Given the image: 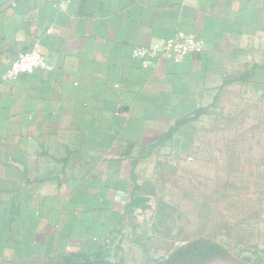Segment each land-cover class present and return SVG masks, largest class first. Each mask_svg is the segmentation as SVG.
<instances>
[{
  "label": "crops",
  "instance_id": "0c3cea01",
  "mask_svg": "<svg viewBox=\"0 0 264 264\" xmlns=\"http://www.w3.org/2000/svg\"><path fill=\"white\" fill-rule=\"evenodd\" d=\"M186 35L201 49L164 54ZM35 44L51 68L6 79ZM239 81L264 93V0H0V263L141 220L144 157Z\"/></svg>",
  "mask_w": 264,
  "mask_h": 264
},
{
  "label": "rangeland",
  "instance_id": "374dc122",
  "mask_svg": "<svg viewBox=\"0 0 264 264\" xmlns=\"http://www.w3.org/2000/svg\"><path fill=\"white\" fill-rule=\"evenodd\" d=\"M170 141L137 167L136 180L154 207L141 220L128 218L102 245L108 258L121 264H264L262 87L226 86ZM69 254L16 253L0 264H63Z\"/></svg>",
  "mask_w": 264,
  "mask_h": 264
},
{
  "label": "built area",
  "instance_id": "2783aa9c",
  "mask_svg": "<svg viewBox=\"0 0 264 264\" xmlns=\"http://www.w3.org/2000/svg\"><path fill=\"white\" fill-rule=\"evenodd\" d=\"M201 45L202 42L195 35H186L165 41L163 44V52L174 60H179L181 54L198 51L201 49ZM135 55L147 58L157 56V53L154 50L140 47L135 50ZM50 68V63L40 51L38 44H35L29 50L17 54L11 65L5 71L4 77L13 80L23 74Z\"/></svg>",
  "mask_w": 264,
  "mask_h": 264
},
{
  "label": "trees",
  "instance_id": "16d2710c",
  "mask_svg": "<svg viewBox=\"0 0 264 264\" xmlns=\"http://www.w3.org/2000/svg\"><path fill=\"white\" fill-rule=\"evenodd\" d=\"M205 111H206V107L200 108L196 111L195 116L199 117ZM183 122L185 121H182L179 124ZM172 132H169L167 136L170 137ZM63 259H64L63 264H121V263H116L114 261H111L108 258L107 253L103 249V246L89 253L73 252V253H70L68 256H65Z\"/></svg>",
  "mask_w": 264,
  "mask_h": 264
},
{
  "label": "water",
  "instance_id": "95a60500",
  "mask_svg": "<svg viewBox=\"0 0 264 264\" xmlns=\"http://www.w3.org/2000/svg\"><path fill=\"white\" fill-rule=\"evenodd\" d=\"M134 206L129 208L130 213L134 214L136 207L139 208V214H144L154 207L153 197L147 194H138L133 197Z\"/></svg>",
  "mask_w": 264,
  "mask_h": 264
}]
</instances>
